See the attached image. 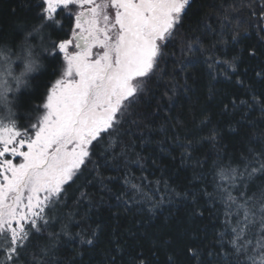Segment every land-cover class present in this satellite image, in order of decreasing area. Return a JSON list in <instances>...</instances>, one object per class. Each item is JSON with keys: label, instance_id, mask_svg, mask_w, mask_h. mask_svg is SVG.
Returning a JSON list of instances; mask_svg holds the SVG:
<instances>
[{"label": "trees", "instance_id": "1", "mask_svg": "<svg viewBox=\"0 0 264 264\" xmlns=\"http://www.w3.org/2000/svg\"><path fill=\"white\" fill-rule=\"evenodd\" d=\"M43 7V0H0V40L15 45L22 37L17 24H45L46 67L16 105L17 129L33 135L35 115L44 113L63 66L52 42L70 38L74 24L66 10L57 13L59 26L45 21ZM261 29L264 0H192L163 49V71L146 83L145 93L112 134L116 147L106 153L107 162L94 154L95 164H88L78 181L81 187L69 188L66 201L53 212L46 209L48 230L24 241L17 264H52V252L45 256L42 249H50L53 241L56 264H139L140 259L144 264H250L227 242L232 233L225 221L234 226L236 217H225L215 185L221 182L219 169L242 171L246 163L259 167L256 162L264 160V78L256 75L264 72ZM234 56H239L235 71L225 63ZM186 192L195 196L185 199ZM262 192L264 176L258 175L248 182L246 195L259 199ZM258 227L244 237L253 242L247 255L257 260ZM49 232L60 235L50 238ZM76 233L94 244H81Z\"/></svg>", "mask_w": 264, "mask_h": 264}, {"label": "snow or ice", "instance_id": "2", "mask_svg": "<svg viewBox=\"0 0 264 264\" xmlns=\"http://www.w3.org/2000/svg\"><path fill=\"white\" fill-rule=\"evenodd\" d=\"M191 4L192 0H43L44 19L56 26L60 25L59 8L70 10L75 6L79 11L74 16L71 37L52 42L62 54L66 69L49 89L43 104L47 112L33 124L34 135L15 128L0 129V252L4 254L0 264H17L24 241L48 230L49 212L66 201L69 188L81 187L78 181L84 178L88 164H95L94 154L107 162L106 153L116 147L112 134L145 93L146 83L157 71H163V49ZM238 59L234 56L225 63L235 71ZM256 75L264 78V72ZM106 139L108 146L104 148ZM256 163L259 167L246 163L242 171L238 167L219 169L221 182L215 187L225 217H236L234 226L230 219L225 221L231 226L232 236L227 242L234 253L244 252L250 264H264V192L259 199L246 195L248 182L264 176V160ZM85 183L91 181L85 179ZM189 195L194 197L195 193L186 192L184 198ZM80 197L83 199L85 193ZM256 225L259 260L254 254L247 255L253 242L244 239ZM59 235L49 232L50 238ZM63 235L72 238L67 231ZM224 235L220 233L222 238ZM76 236L81 244H94L92 238L85 239L81 233ZM218 243L223 249V239ZM56 247L53 241L50 249H42L45 256L52 252V264H56ZM227 255L224 253L225 261ZM139 264H144L143 259Z\"/></svg>", "mask_w": 264, "mask_h": 264}, {"label": "clouds", "instance_id": "3", "mask_svg": "<svg viewBox=\"0 0 264 264\" xmlns=\"http://www.w3.org/2000/svg\"><path fill=\"white\" fill-rule=\"evenodd\" d=\"M22 37L15 45L0 40V129H17L16 119L18 96L23 91L32 90V78L46 67L43 59L48 54V42L44 39L45 24L31 27L17 24ZM61 74L65 71L61 68ZM45 113H37L38 122Z\"/></svg>", "mask_w": 264, "mask_h": 264}, {"label": "rangeland", "instance_id": "4", "mask_svg": "<svg viewBox=\"0 0 264 264\" xmlns=\"http://www.w3.org/2000/svg\"><path fill=\"white\" fill-rule=\"evenodd\" d=\"M60 10H65V9L61 7V8H59V9L57 10V13H58ZM66 11H67V13H70L71 16H72L73 19H74V16H75V14L79 11V9H78L77 7H75V6H72L70 10H66ZM70 37H71V36H70ZM57 52H59V51H57ZM59 53H60V52H59ZM60 55H61V57H62V61H63V66H62V68L66 69V63H65V61H64L63 56H62L61 53H60ZM61 77H62V74L60 75L59 79H60ZM45 103H46V102H45ZM46 112H47V109H45L44 113L46 114ZM14 226H15V225H14Z\"/></svg>", "mask_w": 264, "mask_h": 264}]
</instances>
